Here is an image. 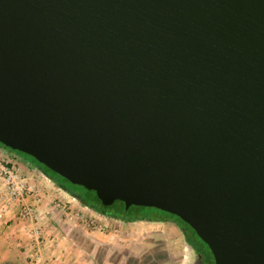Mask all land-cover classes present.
<instances>
[{
	"label": "water",
	"instance_id": "95a60500",
	"mask_svg": "<svg viewBox=\"0 0 264 264\" xmlns=\"http://www.w3.org/2000/svg\"><path fill=\"white\" fill-rule=\"evenodd\" d=\"M0 144L264 264V0H0Z\"/></svg>",
	"mask_w": 264,
	"mask_h": 264
},
{
	"label": "rangeland",
	"instance_id": "374dc122",
	"mask_svg": "<svg viewBox=\"0 0 264 264\" xmlns=\"http://www.w3.org/2000/svg\"><path fill=\"white\" fill-rule=\"evenodd\" d=\"M2 156L21 174H30L29 181L36 191L32 197L42 193L58 210L47 226L37 228L41 232L30 243L34 244L27 252L30 256L23 260L1 258L2 264H195V254L176 224L125 223L105 217L59 188L21 154L3 147ZM96 235L105 240L100 241ZM107 237L112 240L110 247ZM203 247L210 255L207 246ZM35 253H40L39 259L33 258Z\"/></svg>",
	"mask_w": 264,
	"mask_h": 264
},
{
	"label": "crops",
	"instance_id": "0c3cea01",
	"mask_svg": "<svg viewBox=\"0 0 264 264\" xmlns=\"http://www.w3.org/2000/svg\"><path fill=\"white\" fill-rule=\"evenodd\" d=\"M27 177L29 178L30 174ZM24 205L35 207L36 212L31 219H23L20 216L22 206ZM1 208H4V212H0V264L3 263L1 258L11 256L14 259L23 260L26 258L24 256H30L27 255V252L31 251L32 245H34L30 244L34 239V230L47 226L51 218L55 217L58 212L51 205L50 198H47L42 193L40 197H29L23 202L9 201L6 190L0 184ZM107 238H109L107 239V247H110L112 240H110V237ZM98 239L100 241L105 240V238L101 237H98Z\"/></svg>",
	"mask_w": 264,
	"mask_h": 264
},
{
	"label": "trees",
	"instance_id": "16d2710c",
	"mask_svg": "<svg viewBox=\"0 0 264 264\" xmlns=\"http://www.w3.org/2000/svg\"><path fill=\"white\" fill-rule=\"evenodd\" d=\"M0 146L4 147L2 144ZM5 149H9L6 148ZM11 150V149H9ZM13 151V150H12ZM14 152V151H13ZM21 156L25 157L24 160L29 162L31 165L37 167L47 178H49L53 183H55L59 188L67 192L69 195L73 196L77 200H79L83 205L95 210L97 213L109 217L112 219H117L125 223H133L139 221H149V222H166L165 217L159 216L155 214L152 210H157L153 208H145V207H136L132 206L130 208H126L124 203L115 202L112 205L104 206L101 201L97 198L95 192L89 191L81 186L73 185L64 178L60 177L56 173L52 172L42 164L38 163L34 158L23 154L21 152L15 151ZM159 211V210H157ZM165 213V212H163ZM168 214V213H166ZM175 218V222L177 226L181 229L187 243L196 249H201L202 245L205 244L196 236L195 232L183 221H181L176 216L170 215ZM206 246V245H205ZM208 248V247H207ZM200 251V250H199ZM210 252V251H209ZM211 254V252H210ZM212 256V254H211ZM212 263L214 264V259L212 256Z\"/></svg>",
	"mask_w": 264,
	"mask_h": 264
},
{
	"label": "built area",
	"instance_id": "2783aa9c",
	"mask_svg": "<svg viewBox=\"0 0 264 264\" xmlns=\"http://www.w3.org/2000/svg\"><path fill=\"white\" fill-rule=\"evenodd\" d=\"M3 147L0 146V184L6 190L9 201L23 202L25 199L32 197L36 191L29 181V178L20 173L16 166L7 161L2 156ZM4 212V208L0 209ZM34 206H22L20 216L23 219H31L35 215ZM40 229H35L34 234L39 236ZM40 253H35L34 258L39 259Z\"/></svg>",
	"mask_w": 264,
	"mask_h": 264
},
{
	"label": "flooded vegetation",
	"instance_id": "af4514ba",
	"mask_svg": "<svg viewBox=\"0 0 264 264\" xmlns=\"http://www.w3.org/2000/svg\"><path fill=\"white\" fill-rule=\"evenodd\" d=\"M22 159H24V158H22ZM92 211H94L95 213H97L93 209H92ZM159 216H162V215H159ZM162 217H165L166 218V220H164V221L171 222V223H174V224L177 225V223L175 222L176 221L175 218H173L172 216H162ZM190 248L193 251V253L195 254V258H196L195 264H212V256H211V254L210 255L208 254V252L205 250V248L203 246H202L201 249H196V248H193L191 246H190Z\"/></svg>",
	"mask_w": 264,
	"mask_h": 264
}]
</instances>
